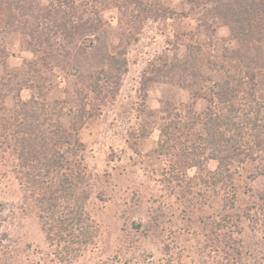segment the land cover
Wrapping results in <instances>:
<instances>
[{
  "label": "rangeland",
  "instance_id": "rangeland-1",
  "mask_svg": "<svg viewBox=\"0 0 264 264\" xmlns=\"http://www.w3.org/2000/svg\"><path fill=\"white\" fill-rule=\"evenodd\" d=\"M75 1L77 16L83 18L73 44L81 43L87 53L79 55L73 45L52 41V50L62 52L60 60L69 53L70 64L63 66L71 75L42 68L50 77L48 103L54 109L64 106L65 112L75 109L73 92L83 88L76 66L83 73L97 67L106 50H122L126 59L103 97L88 96L89 116L79 132L91 174L88 211L98 237L93 247L62 262L45 241L36 209L20 188L14 153L0 145V264H264L262 162L246 163L231 179L216 180L210 175L215 161L206 160L203 171L172 170L174 159L157 147L160 110L191 102L190 90L180 85L191 79L174 64L187 56L188 68L205 87V78L222 76L221 65L233 71L236 64L225 57L236 47L228 27L185 0H151V15L133 7L119 11L113 0ZM36 2L47 5L50 0ZM85 9L89 12L82 15ZM91 34L99 38L89 45L84 38ZM26 42L20 31L7 34L8 69L34 58ZM30 95L28 89L20 94L22 100ZM2 103L12 107L10 98ZM2 103L0 97V108ZM204 106V100H195V111ZM62 123L67 126L68 119Z\"/></svg>",
  "mask_w": 264,
  "mask_h": 264
},
{
  "label": "trees",
  "instance_id": "trees-1",
  "mask_svg": "<svg viewBox=\"0 0 264 264\" xmlns=\"http://www.w3.org/2000/svg\"><path fill=\"white\" fill-rule=\"evenodd\" d=\"M36 1L0 0V97L1 103L7 98L12 101L10 108L1 104L0 145L15 155L16 177L36 209L45 241L56 248L62 262L69 263L95 245L99 232L88 211L91 174L84 164L85 146L79 138L89 116L85 101L89 95L103 97L108 92L125 69L126 59L122 50L117 54L106 50L100 54L97 67L83 73L76 66L74 73L83 81V88L73 92L77 107L66 112L64 106L54 109L46 99L50 77L42 68L48 72L55 68L67 78L71 75L63 66L70 64L69 53L60 60L62 52L52 50V41L59 46L64 41L85 55L87 49L81 48V43L78 47L73 44L80 35L77 24L83 17L77 16L79 3L75 0H50L47 5ZM113 1L119 11L133 7L147 15L153 12L151 0ZM185 1L194 10H207L213 21L228 27L236 47L225 57L236 65L233 71L221 65L222 76L215 81L205 78L209 82L205 87L195 80L199 74L188 68L191 60L187 56L176 61L173 67L191 79L180 84L190 90L191 102L160 110L158 151L174 159L172 170L203 171L204 162L212 160L217 167L211 177L231 179L246 163L260 161L264 167V0ZM87 12L85 9L81 14ZM13 31H20L34 58L10 70L4 41ZM91 35L84 38L89 39V45L99 38ZM23 89L31 91L27 100L21 99ZM199 98L205 106L197 112L194 106ZM53 103L60 104L58 100ZM63 119H68L67 126ZM259 174L264 176V168Z\"/></svg>",
  "mask_w": 264,
  "mask_h": 264
}]
</instances>
